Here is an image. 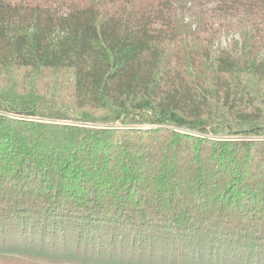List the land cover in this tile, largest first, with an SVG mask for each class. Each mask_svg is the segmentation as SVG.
I'll return each instance as SVG.
<instances>
[{
	"label": "trees",
	"instance_id": "1",
	"mask_svg": "<svg viewBox=\"0 0 264 264\" xmlns=\"http://www.w3.org/2000/svg\"><path fill=\"white\" fill-rule=\"evenodd\" d=\"M3 260L264 264V0H0Z\"/></svg>",
	"mask_w": 264,
	"mask_h": 264
},
{
	"label": "rangeland",
	"instance_id": "2",
	"mask_svg": "<svg viewBox=\"0 0 264 264\" xmlns=\"http://www.w3.org/2000/svg\"><path fill=\"white\" fill-rule=\"evenodd\" d=\"M20 263H22V262H14L13 264H20ZM0 264H12L11 262H8V261H5V260H3V261H0ZM27 264V263H26Z\"/></svg>",
	"mask_w": 264,
	"mask_h": 264
},
{
	"label": "built area",
	"instance_id": "3",
	"mask_svg": "<svg viewBox=\"0 0 264 264\" xmlns=\"http://www.w3.org/2000/svg\"><path fill=\"white\" fill-rule=\"evenodd\" d=\"M98 124H100V123H98Z\"/></svg>",
	"mask_w": 264,
	"mask_h": 264
}]
</instances>
